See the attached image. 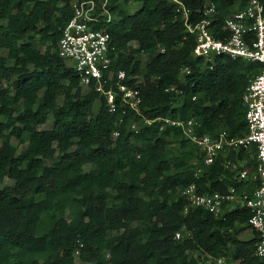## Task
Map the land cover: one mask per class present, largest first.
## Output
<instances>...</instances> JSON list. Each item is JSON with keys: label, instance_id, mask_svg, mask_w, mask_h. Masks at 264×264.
<instances>
[{"label": "trees", "instance_id": "1", "mask_svg": "<svg viewBox=\"0 0 264 264\" xmlns=\"http://www.w3.org/2000/svg\"><path fill=\"white\" fill-rule=\"evenodd\" d=\"M92 1L100 15L93 28L111 36L112 70L124 71V83L141 91L140 114L118 95L110 112L106 97L85 90L59 56L79 0H0V184L13 181L0 190V264H208L207 255L264 264L251 210L238 205L226 219L202 209L185 213L182 193L196 184L200 193L236 186L252 195L261 184L256 146L196 177L200 153L180 129L160 127L167 117H196L203 134L246 136L243 97L261 65L193 55L196 37L183 8L191 24L200 23L198 0ZM249 1L214 0L215 37H229L226 18ZM130 3L141 6L129 13L122 5ZM106 11L110 21L101 15ZM140 54L148 57L145 65ZM51 116L52 128L41 130ZM237 168L256 174L255 182L236 180ZM246 231L253 233L249 240L241 238Z\"/></svg>", "mask_w": 264, "mask_h": 264}, {"label": "built area", "instance_id": "2", "mask_svg": "<svg viewBox=\"0 0 264 264\" xmlns=\"http://www.w3.org/2000/svg\"><path fill=\"white\" fill-rule=\"evenodd\" d=\"M203 7L204 20L193 25L189 22V12L183 8L187 31L196 37L193 55L213 63L219 56L232 59H242L249 63L260 64L259 73L251 80L243 102L247 108L246 120L249 133L243 137L229 138L226 131L218 136L201 133L202 121L199 118L189 119L167 117L161 120V130L178 128L184 138L200 153L201 166L196 170V177L203 173L204 167L211 166L217 160H227L232 152H249L253 146L257 148L260 162V187L252 195L246 190H239L231 186L226 193H200L198 186L193 184L182 193L188 200L185 213L190 209H202L216 218L226 219L227 213L240 205L251 210L249 221L251 228L260 236L256 255L264 260V0H250L242 9H235L225 20V30L229 33L226 39L215 37L212 24L217 14L214 0H198ZM111 20L108 11L101 14ZM97 4L92 0H79L75 13L63 30L58 46V54L81 79V86L85 90H94L107 99L110 112L117 111L116 96H120L123 104L140 114L142 104L141 91L124 83L127 75L124 71L115 73L112 70L110 57L111 36L109 33L94 29L92 24L99 20ZM186 70V74H190ZM115 81V83H114ZM115 86L117 91L114 90ZM143 125L151 124L145 120ZM131 130L138 132L140 124L132 121ZM119 134L115 133L117 137ZM230 168V162H224ZM233 170V169H232ZM255 175V176H254ZM256 174L249 175L247 170L236 172L235 179L239 182L250 181ZM185 228L176 237H182ZM79 252H76V256ZM208 258V264H239L230 263L226 256L218 259Z\"/></svg>", "mask_w": 264, "mask_h": 264}, {"label": "rangeland", "instance_id": "3", "mask_svg": "<svg viewBox=\"0 0 264 264\" xmlns=\"http://www.w3.org/2000/svg\"><path fill=\"white\" fill-rule=\"evenodd\" d=\"M122 6H123V9L126 10L127 12H129V13H134V12H136V11L139 9V7L141 6V4L130 3V4H123ZM132 46L135 47V48H137V47H138V43L133 42V43H132ZM4 54H5V56H6L7 52H4ZM138 59H139L144 65H145V64L147 63V61H148V57H147L146 54H140V55H138ZM62 102H63V99H60V103H62ZM53 122H54V119H53V117L51 116L50 119H49L48 124L45 125V126H43V127H41L40 129H41V130L51 129L52 126H53ZM14 142H15L16 144L19 145L20 150H23V149L25 148V145H22V144L18 143L17 140H14ZM179 150H180V149L178 148V146H177V144H176V146H175V151H174V153H175L176 156L179 155ZM47 164H51V161H47ZM242 166H244V164H243ZM235 168H236V167H235ZM86 170L89 171V170H90V167H89V166L86 167ZM240 170H241V168H237V169H236L237 172H239ZM243 170H244V169H243ZM254 176H255V175H254ZM254 176H252V177L250 178V181H249L250 183H251V182H253V183L255 182V180H256L257 177L255 178ZM10 185H13V181H12V180H9V179H5V181H4L2 184H0V190H2L3 188H5V187H7V186H10ZM184 235H185V234H182V237H183ZM182 237H181V238H182ZM252 237H253V233H252V231H246L245 233H243V234L241 235V238H242L243 240H249V239L252 238ZM77 264H85V263H82L80 260H77Z\"/></svg>", "mask_w": 264, "mask_h": 264}]
</instances>
